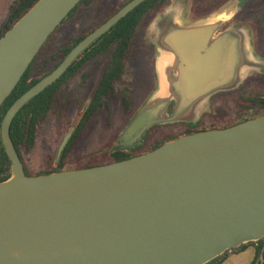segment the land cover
<instances>
[{
    "label": "water",
    "instance_id": "obj_1",
    "mask_svg": "<svg viewBox=\"0 0 264 264\" xmlns=\"http://www.w3.org/2000/svg\"><path fill=\"white\" fill-rule=\"evenodd\" d=\"M79 1L38 0L0 37V106ZM145 1L126 2L7 109L0 136L11 175L0 181V264H206L264 237V115L105 165L25 174L10 137L17 112ZM179 21L157 48L155 93L121 131L124 144L190 111L219 88L220 78L224 87L239 80L232 75L238 51L224 44L228 32L215 33L219 22ZM170 101L173 113L164 117Z\"/></svg>",
    "mask_w": 264,
    "mask_h": 264
},
{
    "label": "rangeland",
    "instance_id": "obj_2",
    "mask_svg": "<svg viewBox=\"0 0 264 264\" xmlns=\"http://www.w3.org/2000/svg\"><path fill=\"white\" fill-rule=\"evenodd\" d=\"M12 0H0V19L4 17L7 5ZM122 0H94L91 5L81 7L73 19V26L61 27L57 33L56 39L60 40L70 33H77L89 26V22L96 13L100 11H111L117 3ZM238 0H169L159 13L150 21H147L140 28L137 35V44L139 53L128 64L126 75L123 76L121 83L117 87L116 96L109 100V109L100 111L92 122L95 131L89 135L80 137L76 142L75 148L72 149L67 159L66 167L75 166L94 160H104L106 158L107 148L111 142H115L120 130L126 123L128 117H133L144 105L151 94L155 93L151 80V62L152 49L148 46L149 37L152 38L151 26L164 15H170L174 19L180 20L181 23L210 21L219 22L220 27L228 24V29H245L250 37V49L258 51V54L264 57V0H248L239 8L236 7ZM165 13V14H164ZM70 27V28H69ZM69 30V31H68ZM57 43V40H55ZM157 56V54H155ZM257 55V56H259ZM106 57L98 56L88 64L81 73L72 77L64 86L57 103L49 113L46 120L39 125L36 132L35 147L29 152L24 146H20L23 158L30 172L46 171L57 165L56 159L57 147H59L63 136L76 126L81 111L88 105L90 94L102 74ZM157 78V77H156ZM242 79L235 81L230 87L237 86L234 89L224 90L221 95L212 100L211 107L221 108L228 119L236 118V111L248 110L245 113H253L252 103L256 99L264 97V72L256 73L249 71L247 77L241 83ZM126 95L131 103L132 112H123L121 106V96ZM207 106L202 116H209L216 113ZM244 108V109H243ZM133 113V114H132ZM132 114V115H131ZM131 115V116H130ZM201 112L189 115L185 114L175 124H159L153 130L148 127L137 139L135 145H130L133 149L140 147L147 136L149 139L156 141L159 138H165L167 135L172 136L180 132L185 127L199 128ZM151 129V131H150ZM149 131V133H148ZM148 133V135H147ZM255 256V246L253 243L248 244L245 249L236 250L228 253L227 259L223 264H249ZM222 264V263H221Z\"/></svg>",
    "mask_w": 264,
    "mask_h": 264
},
{
    "label": "trees",
    "instance_id": "obj_3",
    "mask_svg": "<svg viewBox=\"0 0 264 264\" xmlns=\"http://www.w3.org/2000/svg\"><path fill=\"white\" fill-rule=\"evenodd\" d=\"M37 1L38 0H12L7 5L4 17L0 19V37L8 32L10 28L18 21V19L27 13ZM92 1L94 0H80L66 17V19L62 20L56 30L50 36H48L46 42L42 45L39 52L37 55H35L33 61L29 65L26 73H23L15 89L0 106V127L7 109H9L18 96L27 91L41 77H44L46 74L50 73L66 57V55H68L70 50L78 43V41L86 37L98 25L108 20L110 16H112L117 10H119L126 2H129L130 0L120 1L111 11L103 12L99 10L95 17L91 19L87 28L85 27L83 30L80 29L74 34L70 33V31L73 29L69 27L71 29L70 31L68 30L69 32L67 35L69 36L61 38L60 40L56 39L60 28L62 26H73V19H75L79 9L81 7L88 8ZM168 2L169 0H146L138 7L132 9L125 18L114 24L106 34H104L101 38H97L81 55L77 56L65 74L60 76L44 91L30 99L17 112L10 128V137L15 145L14 147L17 150L19 157L24 164V158L20 146L23 145L24 148L28 150L30 146L34 145L37 129L39 128V125L43 123L44 120H46L51 110H53L54 105L57 103L59 92L62 91L64 86L72 77L81 73L83 69L98 56L106 57L102 74L99 77L93 93L90 94L88 105L83 108V111H81L80 118L58 160L57 165H55L50 170L42 172L38 171L34 173L30 172L26 167L23 166L26 175H41L55 171L100 166L133 156V154H124L115 151V146L112 143V145H109V148H107V152L105 153L107 156L104 160H94L92 162H85L65 168L67 159L70 156L72 149L75 148L76 142L81 139L80 137L89 135L92 133V131H95V129L92 127V122L95 120L100 111L109 109L108 101L116 96L117 87L121 83L123 76L126 75L129 62L139 53L140 49L138 48L137 44V35L140 31V28L144 26L147 21H150L154 16H156L163 6ZM55 40H57V43ZM239 87L236 88L237 91ZM120 98L123 112H132V105L129 98L127 100L125 94ZM251 107L254 109L253 113H245L248 110L244 111L240 110L242 107L238 108L236 111V118L234 119H228L226 112L221 109L220 115L223 119V121L221 119L222 122L212 123L208 126L205 125L200 128L186 127L172 136L167 135L165 138H159L153 143V145H150L144 149L142 153L157 148L165 141L173 140L188 133L191 134L206 129L211 130L224 127L228 128L240 122L250 120L256 116L264 115V97L262 99H256L252 103ZM128 118L130 119V117ZM3 146L4 145L0 136V181H6L11 175V163L5 153ZM251 243H253L255 246V256L252 262L249 264H264V237L260 240L234 247L206 264H219L226 259L228 253L236 250L242 251L248 244Z\"/></svg>",
    "mask_w": 264,
    "mask_h": 264
},
{
    "label": "flooded vegetation",
    "instance_id": "obj_4",
    "mask_svg": "<svg viewBox=\"0 0 264 264\" xmlns=\"http://www.w3.org/2000/svg\"><path fill=\"white\" fill-rule=\"evenodd\" d=\"M165 14V13H164ZM176 21L177 19H174L173 17H170V15H164L162 16L158 21H156L152 26H151V33H152V38L149 37L148 39V46H150L149 48L152 49L153 53L152 56L150 57V68H151V73L153 76H151V83H152V87L155 89V87H157V74H156V68H155V58H157V56L155 54L158 55L157 52V48H161V45L164 44L165 40L167 39V34L171 29V26H175L176 25ZM229 25L228 24H224L222 25V27H220V25L217 26V28L215 29V33L216 34H221L223 32H228V41H224V44L227 45H231L232 50L236 48L235 51H238V55H237V59L236 61H238V67H236V62L234 64L233 67V76H235L236 78L242 79L241 83L244 81V78L247 77V73L249 71H254L256 73H261L264 72V57H262L261 55L258 54V51L256 50L254 54L253 51L250 49V37L247 34L246 30L241 28V29H228ZM235 47V48H234ZM259 55V56H257ZM226 79V78H225ZM224 77L220 78L219 80V84L217 85L219 88L217 90H215L210 96H208L209 99H211V97L213 96L214 98L219 96L221 92L224 91ZM216 86V87H217ZM239 87V84L237 86V88ZM205 98L203 97V100ZM173 109H174V103L173 102H169L168 106L166 108V113L165 116H168L170 113H173ZM132 118V117H131ZM130 118V119H131ZM129 119V121H130ZM127 121L124 126L122 127V129L120 130L117 138H116V142H111L110 145H112V143L115 146V151L120 152V153H124V154H133V156L142 154L143 150L146 149L148 146L153 145V143L155 141L151 140L146 136L144 139V143L138 147L133 149L132 147H130V145H135L137 138L134 142L131 143H127L124 144L121 141H119V136L122 130H124V128L126 127V125L128 124ZM158 124L155 125H151V129L153 130V128L155 126H157ZM150 129V131H151ZM143 133V132H142ZM141 133V134H142ZM149 133V131H148ZM147 133V135H148ZM141 136V135H140ZM36 139V138H35ZM36 142V141H35ZM35 147V143L33 146H30L29 148V152L32 151V148ZM28 163L25 162L24 160V164L23 166L27 168Z\"/></svg>",
    "mask_w": 264,
    "mask_h": 264
},
{
    "label": "crops",
    "instance_id": "obj_5",
    "mask_svg": "<svg viewBox=\"0 0 264 264\" xmlns=\"http://www.w3.org/2000/svg\"><path fill=\"white\" fill-rule=\"evenodd\" d=\"M240 80V79H239ZM237 85H235V86H233V87H224V90H232V89H234L235 87H236ZM212 94V93H211ZM210 94V95H211ZM209 95V96H210ZM203 97L205 98L204 100H203ZM218 97L219 96H217L216 97V99H218ZM212 100H214L215 101V99H214V97L212 96L211 97V99H209L208 98V96L206 95V96H202L201 98H199V99H197L196 101H194L193 103H192V105H191V107L189 108L190 109V111H186V112H184V113H181V114H179L176 118H175V120L174 121H165V122H162V123H160V124H166V123H169V124H175V125H180L179 123H177L176 121L177 120H180L181 118H182V116H184L185 114H189V115H192V114H195V113H198V112H201V115H200V124H199V128L200 127H203V126H205V125H210V124H212V123H216V122H222L223 121V119H222V117H221V108H217V107H215V106H213V107H211V103H212ZM207 106H209V107H211V109L212 110H216V113L215 114H213V115H207V116H202V114H204V109L207 107ZM165 113H166V111H165ZM165 113L163 114V116L165 117ZM221 119H222V121H221ZM159 125V124H158ZM189 127V126H188ZM186 128V127H185ZM184 128V129H185ZM191 128H196V127H191ZM151 138H152V136H151ZM226 259H227V257H226ZM226 259L223 261V262H221L222 264L226 261ZM221 263H219V264H221Z\"/></svg>",
    "mask_w": 264,
    "mask_h": 264
},
{
    "label": "bare ground",
    "instance_id": "obj_6",
    "mask_svg": "<svg viewBox=\"0 0 264 264\" xmlns=\"http://www.w3.org/2000/svg\"><path fill=\"white\" fill-rule=\"evenodd\" d=\"M167 58H168V57L162 58L160 65L163 66V64L167 61Z\"/></svg>",
    "mask_w": 264,
    "mask_h": 264
}]
</instances>
